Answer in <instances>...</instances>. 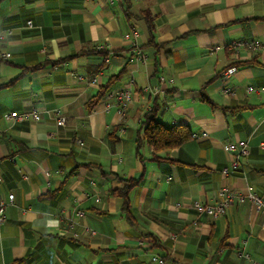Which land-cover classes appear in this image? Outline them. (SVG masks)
I'll use <instances>...</instances> for the list:
<instances>
[{
	"label": "crops",
	"instance_id": "crops-1",
	"mask_svg": "<svg viewBox=\"0 0 264 264\" xmlns=\"http://www.w3.org/2000/svg\"><path fill=\"white\" fill-rule=\"evenodd\" d=\"M0 31L11 53L0 59V197L13 194L0 264L264 261L263 214L246 197L264 198V47L248 46H264V0H0ZM254 54L259 64L223 77ZM103 85L130 87L124 118ZM34 108L37 120L3 118ZM148 111L196 135L160 154L171 161L151 159L147 144L137 159ZM238 141L249 153L231 170L223 147ZM119 178L140 179L128 213L110 194ZM221 187L243 198L216 219L193 209Z\"/></svg>",
	"mask_w": 264,
	"mask_h": 264
},
{
	"label": "built area",
	"instance_id": "built-area-1",
	"mask_svg": "<svg viewBox=\"0 0 264 264\" xmlns=\"http://www.w3.org/2000/svg\"><path fill=\"white\" fill-rule=\"evenodd\" d=\"M111 1V0H110ZM30 24V22H29ZM3 38V33L0 31V41ZM233 46L239 45V43H233ZM249 48L251 49H259L263 48L264 46L261 45L260 43L257 42H251L248 44ZM141 55L138 57L140 58ZM11 58V53L2 47H0V59L1 60H8ZM235 71L234 67H229L223 72V77L227 78L230 76ZM155 88V87H153ZM145 89H150L149 85L145 87ZM249 91L253 90L252 86H249L247 88ZM229 89L225 88L224 92H228ZM105 96L108 98H114L117 103V112L120 115L121 118H124L130 104L133 100V94L132 91L130 90V87L127 85L125 87L115 89V90H108L105 93ZM109 104L106 105L108 107ZM56 118L55 122L57 125H63L65 122L64 116L61 115L60 111L58 109L55 110ZM39 117L38 115V110L36 108L31 109L30 111H10L9 113L5 114L3 118L9 122L13 121H29V120H37ZM193 136H196L195 134ZM77 143L81 144L80 140H77ZM223 150L225 153L231 155L230 162H231V170H237L241 164H242V159L243 157H246L249 153V148L248 145L245 141H238L236 144H227L223 147ZM222 172L224 174H228L229 170L225 167L222 169ZM217 196L219 197L218 201L215 202L214 204H207L199 200H195L192 202V207L195 209L198 213H202L205 215L210 216L213 219H216L217 217L222 216L227 209L241 200L243 198V194L232 191L228 189L227 187H221L217 190ZM246 197L251 201L253 208L256 212H261L263 214V220H262V227L264 230V198L260 197L257 193L249 191L246 194ZM13 200V194H9L7 199H3L0 197V224L3 223L5 216H4V211L6 206L11 203ZM99 199L96 198V201ZM78 215H83L84 211H78ZM88 233L91 235H94L95 231L93 229H86ZM76 236V234H75ZM237 255L239 257H244L249 259V255L243 251L237 252ZM154 260H158V262H162L161 259H157L156 257H153ZM257 264H264V261H261Z\"/></svg>",
	"mask_w": 264,
	"mask_h": 264
},
{
	"label": "trees",
	"instance_id": "trees-1",
	"mask_svg": "<svg viewBox=\"0 0 264 264\" xmlns=\"http://www.w3.org/2000/svg\"><path fill=\"white\" fill-rule=\"evenodd\" d=\"M147 22H148L149 30L151 31L152 24L150 20ZM149 40L150 43H153L152 33ZM88 51L103 53V51L101 50L97 51V49H90ZM254 64H259L258 54H254L249 59H245V60L235 59L225 69L229 67H234L235 69H237L243 66H252ZM106 87L107 85H103L101 87L99 96L105 93ZM203 99L207 102L210 101V99L204 95H203ZM94 103H95V99L91 100L87 106L91 107ZM234 110H237V108L232 109V111ZM192 137H193V132L187 125L184 124L165 125L160 121L156 120L151 111H148L144 114L143 120L140 123V128L138 129L136 135L135 153L137 159L141 163L144 162L145 158L141 156L139 152V148L143 144H147L152 150L151 159L171 161L166 155L161 156L160 154L162 152H167L170 149L182 145L183 143L189 141ZM87 166H89V164H87ZM119 180L121 182V185L117 188L111 189L110 194L113 196H119L123 198V205L121 207V210L124 211L125 213H128V192L131 188L135 187L139 183L140 179L119 178Z\"/></svg>",
	"mask_w": 264,
	"mask_h": 264
}]
</instances>
